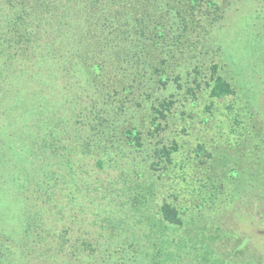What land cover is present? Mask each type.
<instances>
[{
    "label": "rangeland",
    "instance_id": "obj_1",
    "mask_svg": "<svg viewBox=\"0 0 264 264\" xmlns=\"http://www.w3.org/2000/svg\"><path fill=\"white\" fill-rule=\"evenodd\" d=\"M149 3L137 14L119 1L106 11L107 42L122 38L113 36L121 13L148 22L133 48L114 57L104 41L88 56L104 62L93 87L83 73L52 80L56 121L54 105L38 109L49 94L35 79L9 90L23 68L0 56L15 76L0 79V108L7 94L12 106L5 119L0 109V264L18 262L20 204L9 201L20 193L17 164L45 166L34 171L46 186L56 177L44 186L53 198L45 210L67 203L71 230L99 240L102 258L87 264H264V0H198L185 21ZM212 64L234 89L222 100L209 96ZM164 99L173 102L167 117L153 121ZM46 143L56 163L45 162ZM162 147L170 161L156 154ZM164 202L181 226L160 220Z\"/></svg>",
    "mask_w": 264,
    "mask_h": 264
},
{
    "label": "trees",
    "instance_id": "obj_2",
    "mask_svg": "<svg viewBox=\"0 0 264 264\" xmlns=\"http://www.w3.org/2000/svg\"><path fill=\"white\" fill-rule=\"evenodd\" d=\"M117 1H119V7H132L134 14H137L140 5L146 7L151 5L149 2L152 1L154 6L162 7L167 13H175L173 18L178 17L185 21L189 15H192L198 0H0V56L2 64L4 59L5 61L18 60L23 68L18 78L13 80L9 90L29 87L33 84L31 79H35L38 84L36 91L49 94L47 97L41 96L45 98L43 101L47 102L42 103L38 109L43 110L46 115L47 108L52 104L55 107V110L52 111L54 121L61 119L63 110L56 109V103L52 102L54 96L56 97V92H48L52 89V80L57 81L73 73H83L85 75L83 82L93 87L96 83L93 75L102 71L104 62L100 64L99 60L89 61L88 56L98 51V47L102 46L101 43L105 41L107 44L102 47L111 49V56L116 57L117 54L125 52V49L135 46L139 41L136 35L142 34L147 25L148 21H143L144 18L140 16L135 15L136 17L132 19L127 14L121 13V31L116 28L117 31L113 36L117 37L120 34L122 38L121 40L117 39L118 41L107 42L112 32L105 30L104 22L106 21L104 19L107 17L104 16L111 5ZM131 29L134 30L132 35L127 32ZM84 58L87 60L85 61ZM140 60L141 55L137 56L134 61L140 62ZM28 62H34V67L30 64L32 68L25 69L24 66ZM216 67V64L211 65L209 96L215 100H222L234 94V89L231 83L217 72ZM154 69L158 71L156 67ZM1 75L6 78L8 85L12 81V77H15L8 71L7 66L0 68V79ZM177 78L175 77L173 80L177 81ZM159 79L162 85L166 84L167 79L162 80L161 77ZM3 92L5 93V91ZM10 97L7 94L5 106L3 109L0 108L3 112L2 119L7 117L6 115L12 108ZM48 103L50 104L48 105ZM172 103V100L164 99L157 105H153V121L164 120ZM73 110L77 112L80 109ZM34 114L36 115L37 112ZM158 125L159 122H155V126ZM73 130L74 128L69 127V130L62 132V135H69ZM128 133L129 139L134 138L131 131ZM135 138L138 141V137ZM48 145L50 146L51 143H46V148H44L46 153L42 156L45 162L56 163V158L53 157L55 154ZM197 147L198 152L201 145H197ZM58 153L60 154V152ZM46 154H50V158ZM156 154L164 156L167 161H170V151L167 148L158 149ZM9 163L11 161H8L7 165ZM19 165H16L19 170L14 176L17 174L21 176L22 182H19L21 185L18 184L20 193L11 196L17 202L12 198L9 200L12 204H20V209L14 213L13 217L16 216V221H19L22 226L21 231L14 236L16 242L13 246L16 248V258L18 259L16 264H54L51 260L56 261V264H87L93 258H102L100 247L95 245L99 241L97 238L94 239L96 240L94 242L88 239L85 241L81 233L71 230L72 216L70 218V214L73 212L68 210L67 203L63 208H55L54 214L45 210L46 203L53 200L48 196L45 187L49 191L51 185L53 189L55 185L52 183L56 177L51 173L46 186L42 180H39L40 178L36 177V174H40V172L34 171L39 167L42 171L45 169L47 172L45 166L37 164L22 169L23 167L20 168ZM56 191L57 188L53 190V195L56 194ZM50 193L52 194V191ZM158 214L162 222L179 226L183 224L177 209L167 202L161 204ZM103 253L106 254L104 250Z\"/></svg>",
    "mask_w": 264,
    "mask_h": 264
}]
</instances>
